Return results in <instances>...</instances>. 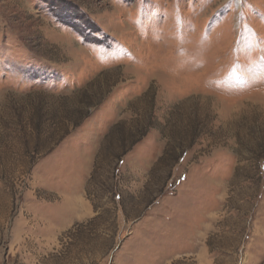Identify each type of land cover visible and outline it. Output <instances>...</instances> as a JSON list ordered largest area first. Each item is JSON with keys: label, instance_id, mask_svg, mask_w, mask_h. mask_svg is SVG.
I'll return each instance as SVG.
<instances>
[{"label": "rangeland", "instance_id": "obj_1", "mask_svg": "<svg viewBox=\"0 0 264 264\" xmlns=\"http://www.w3.org/2000/svg\"><path fill=\"white\" fill-rule=\"evenodd\" d=\"M0 264H264V0H0Z\"/></svg>", "mask_w": 264, "mask_h": 264}]
</instances>
